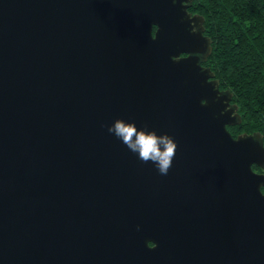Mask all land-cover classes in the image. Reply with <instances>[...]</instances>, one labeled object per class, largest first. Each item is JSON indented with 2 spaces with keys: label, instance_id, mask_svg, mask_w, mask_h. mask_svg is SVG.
Masks as SVG:
<instances>
[{
  "label": "water",
  "instance_id": "obj_1",
  "mask_svg": "<svg viewBox=\"0 0 264 264\" xmlns=\"http://www.w3.org/2000/svg\"><path fill=\"white\" fill-rule=\"evenodd\" d=\"M191 2L0 0V264H264L262 135ZM116 120L174 140L166 175Z\"/></svg>",
  "mask_w": 264,
  "mask_h": 264
},
{
  "label": "trees",
  "instance_id": "obj_2",
  "mask_svg": "<svg viewBox=\"0 0 264 264\" xmlns=\"http://www.w3.org/2000/svg\"><path fill=\"white\" fill-rule=\"evenodd\" d=\"M188 11L202 16L212 48L203 64L219 89L230 91L241 117L228 130L264 138V0H192Z\"/></svg>",
  "mask_w": 264,
  "mask_h": 264
},
{
  "label": "clouds",
  "instance_id": "obj_3",
  "mask_svg": "<svg viewBox=\"0 0 264 264\" xmlns=\"http://www.w3.org/2000/svg\"><path fill=\"white\" fill-rule=\"evenodd\" d=\"M109 132L122 140L133 153H137L140 160L153 162L163 175L168 173L178 147L171 137L158 136L155 131L139 130L135 123L123 120H116ZM259 143L264 147V138Z\"/></svg>",
  "mask_w": 264,
  "mask_h": 264
},
{
  "label": "flooded vegetation",
  "instance_id": "obj_4",
  "mask_svg": "<svg viewBox=\"0 0 264 264\" xmlns=\"http://www.w3.org/2000/svg\"><path fill=\"white\" fill-rule=\"evenodd\" d=\"M180 55L183 56L184 54H180ZM256 171H259V170L257 169ZM150 245H152V244L150 243Z\"/></svg>",
  "mask_w": 264,
  "mask_h": 264
}]
</instances>
